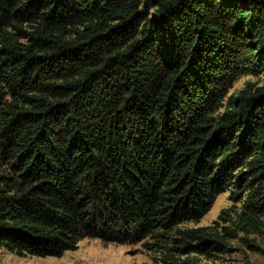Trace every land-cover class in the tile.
<instances>
[{
	"label": "trees",
	"instance_id": "1",
	"mask_svg": "<svg viewBox=\"0 0 264 264\" xmlns=\"http://www.w3.org/2000/svg\"><path fill=\"white\" fill-rule=\"evenodd\" d=\"M0 164L17 257L84 238H153L161 264L230 253L264 216V0H0ZM225 191L239 214L175 229Z\"/></svg>",
	"mask_w": 264,
	"mask_h": 264
},
{
	"label": "rangeland",
	"instance_id": "2",
	"mask_svg": "<svg viewBox=\"0 0 264 264\" xmlns=\"http://www.w3.org/2000/svg\"><path fill=\"white\" fill-rule=\"evenodd\" d=\"M247 82L258 81L250 76L239 77L226 96L235 95ZM0 172L8 174L6 167L1 164ZM228 198L229 191L221 193L198 222L183 223L175 229L210 226L221 212L234 217L240 213L239 203H231ZM257 221L259 224L256 229L249 226L246 234L239 233L236 239L228 242L230 253L217 255L208 260L209 264H264V216ZM161 245L150 237L132 244H114L96 238H84L76 245L75 250L65 252L58 258L17 257L0 248V264H161L162 250L156 248ZM248 245L256 250H250Z\"/></svg>",
	"mask_w": 264,
	"mask_h": 264
}]
</instances>
